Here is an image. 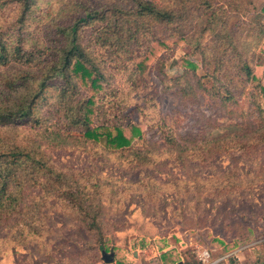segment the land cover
<instances>
[{
    "label": "rangeland",
    "instance_id": "1",
    "mask_svg": "<svg viewBox=\"0 0 264 264\" xmlns=\"http://www.w3.org/2000/svg\"><path fill=\"white\" fill-rule=\"evenodd\" d=\"M221 1L214 3L218 19L210 33L200 31L206 17L199 18L194 22L196 29H192L194 36L190 42L174 43L172 40L168 47L156 48L154 56L145 61L148 67L144 70H136L143 58L118 65V69L111 71V84L102 95H96L94 126L106 124L111 132H115L116 127L140 124L145 137L155 142L169 131L187 139H201L239 129L237 126L241 121H255L258 112L252 103L254 84L246 85L245 89L238 70L240 63L247 61L257 78L264 82V39L259 41V30L264 28V13L260 8L257 12L250 8L251 11L241 15L230 12L227 7L220 11ZM87 2L130 5L129 0H36L29 26H39L43 30L45 24L53 23L59 12L57 18L64 15L71 20L76 14L75 7ZM12 13L10 10L0 11L1 28L11 19ZM188 30L182 29L180 34L187 37ZM29 32L31 36L37 34ZM89 33L87 30L83 32L85 45L89 43L86 37ZM136 50L140 52L143 48ZM190 66H195L196 72ZM207 71L216 72L217 77L226 76L224 83L232 86L230 90L236 86L234 94L242 95L238 105L222 106L219 98L198 87V79L202 77V84L209 90L220 91V83L205 76ZM179 78L178 82L174 81ZM56 92L49 89L46 93L49 104L55 102ZM119 105L121 109H118ZM42 108H38V115L48 110V107ZM50 112L54 116V111ZM55 120L48 119L46 126H51ZM17 126L15 130H7L0 123V146H3V140L11 139L21 146L41 144L49 157L55 155L48 146L57 143H49L50 140L43 137L44 128L37 134L30 131L31 126L24 121ZM53 129L51 127L49 132ZM67 133L80 136L79 131ZM67 146L78 148L70 150L59 162L56 157L52 161L63 172L74 174L87 190L96 191L103 198V209L110 220L107 226L114 231L105 239L107 253H115L112 264H175L181 256L186 262L196 264L202 246L211 249L229 242L235 248L245 247L246 250L264 246V243H258L264 239V146H259L262 151L259 149V152L250 154L239 152L237 146H228L224 160L217 163L214 159H206L209 153L205 146H190L184 156L188 159L187 166H182L177 152L153 150L142 176L138 177L137 172L123 181H118L113 173H122L130 167L129 160L124 163L125 160H120L117 154L103 153L101 144L88 142L86 149L78 142ZM245 156L250 164L243 160ZM236 162L237 167H233ZM159 163L164 164L160 169ZM146 172L155 175L148 180L145 179ZM195 176L197 181L189 182ZM42 178L39 175L40 182ZM140 192L148 194L147 200H142ZM60 209L68 213L72 211L67 207ZM123 214L126 215L122 217ZM188 220L197 221L202 226L185 229L181 222ZM39 242L47 245V242ZM189 242L193 245L190 246ZM90 244L85 245L79 260L70 256L53 264H106L102 251L94 247V239H90ZM13 245V238L4 242L0 240V264H37L21 246L14 250ZM163 256L170 258L165 260Z\"/></svg>",
    "mask_w": 264,
    "mask_h": 264
},
{
    "label": "trees",
    "instance_id": "2",
    "mask_svg": "<svg viewBox=\"0 0 264 264\" xmlns=\"http://www.w3.org/2000/svg\"><path fill=\"white\" fill-rule=\"evenodd\" d=\"M129 1L128 7L120 3L79 4L71 20L64 15L57 18L59 12L53 23L45 24L42 30L39 26H29L36 0H0V11L13 12L11 19L0 27V123L7 130H15L24 121L31 126L30 131L37 134L44 128L43 137L49 139V143H57L48 146L55 153L51 157L41 144L21 146L16 140L5 139L0 146V240L13 238V249L21 246L37 264L59 263L70 256L79 260L90 239H94V247L106 251L105 239L114 232L107 226L110 220L98 192L87 190L74 174L63 172L52 161L56 157L59 162L70 150L78 148L67 145L78 142L86 149L88 142L101 144L103 153L117 154L124 163L129 160L130 167L122 173H113L118 181L132 178L137 172L138 177L142 176L153 150L177 152L182 166H187L188 159L184 156L190 146H205L209 153L206 159H214L216 163L224 160L228 146H237L239 152L247 154L257 153L259 146H264V82L257 78L247 61L240 63L238 72L244 79L245 89L246 85L254 84L252 103L258 117L255 121L239 122V129L201 139H187L169 131L154 142L145 137L140 124L114 127L115 132L106 124L94 126L96 95L107 90L111 84L110 72L118 69V65L144 58L136 66V70H144L148 67L145 61L154 56L156 48L168 47L172 40L190 42L196 29L195 20L206 17L200 30L203 34L210 33L217 24L218 10L214 8L217 0ZM222 1L220 11L227 7L230 12L241 15L251 11L250 8L255 12L260 8L264 13V0ZM259 1H263L261 6ZM182 29H189L187 37L180 34ZM30 30L37 34L31 36ZM85 30L90 32L86 36L87 45L83 43ZM262 39L264 28L261 27L259 41ZM195 40L200 44L198 38ZM140 47L143 51L138 52L136 49ZM190 67L196 72L195 66ZM206 73V77L220 83V91L209 90L202 84V77L198 79V87L219 98L222 106L239 104L242 95L234 94L236 86L230 90L232 86L225 85L226 76L217 77L214 71ZM49 89L57 91L53 104H49L46 97ZM39 107L41 110L48 107V110L38 115ZM50 111H54V116ZM55 118L54 124L46 126L48 119ZM51 127L54 129L49 132ZM72 131H79L80 136L67 133ZM247 158L243 160L250 164ZM163 165L159 163L158 168ZM237 165L236 162L233 167ZM39 175L43 176L41 182ZM154 175V172H146L145 179L151 180ZM190 181H197L196 176ZM140 197L143 200L149 196L140 192ZM65 207L71 209V213L60 209ZM181 225L185 229L202 226L190 220L182 221ZM189 263L181 257L175 264Z\"/></svg>",
    "mask_w": 264,
    "mask_h": 264
},
{
    "label": "crops",
    "instance_id": "3",
    "mask_svg": "<svg viewBox=\"0 0 264 264\" xmlns=\"http://www.w3.org/2000/svg\"><path fill=\"white\" fill-rule=\"evenodd\" d=\"M227 246H229V248H227ZM211 249L213 250L212 257L214 259L222 258L219 264H264L263 245H258L246 250L245 247L235 248L234 244L229 242L226 243L225 246H212Z\"/></svg>",
    "mask_w": 264,
    "mask_h": 264
},
{
    "label": "built area",
    "instance_id": "4",
    "mask_svg": "<svg viewBox=\"0 0 264 264\" xmlns=\"http://www.w3.org/2000/svg\"><path fill=\"white\" fill-rule=\"evenodd\" d=\"M192 238V237H191ZM194 240V239H193ZM190 246L193 245L192 242H189ZM258 243L262 244L264 243V239L261 241H258ZM213 250L205 247H200V251L196 256L197 263L196 264H219V262L222 260V258L214 259L212 257ZM192 264V263H189Z\"/></svg>",
    "mask_w": 264,
    "mask_h": 264
},
{
    "label": "water",
    "instance_id": "5",
    "mask_svg": "<svg viewBox=\"0 0 264 264\" xmlns=\"http://www.w3.org/2000/svg\"><path fill=\"white\" fill-rule=\"evenodd\" d=\"M102 257H103V260L106 264H112L115 261V253L114 252L107 253L106 251H103Z\"/></svg>",
    "mask_w": 264,
    "mask_h": 264
}]
</instances>
